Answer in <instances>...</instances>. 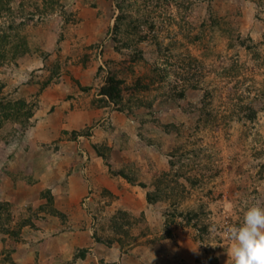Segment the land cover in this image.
I'll use <instances>...</instances> for the list:
<instances>
[{
	"label": "rangeland",
	"instance_id": "rangeland-1",
	"mask_svg": "<svg viewBox=\"0 0 264 264\" xmlns=\"http://www.w3.org/2000/svg\"><path fill=\"white\" fill-rule=\"evenodd\" d=\"M10 8L0 17V39L10 35L3 97L26 100L34 117L26 129L0 127V264H15L9 244L34 239L23 228L41 241L71 238L68 264H232L226 229L264 205V0ZM109 74L123 81L118 105L97 98ZM52 190L72 219L49 204ZM120 211L132 225L120 216L116 232ZM191 212L199 217L188 223Z\"/></svg>",
	"mask_w": 264,
	"mask_h": 264
},
{
	"label": "trees",
	"instance_id": "trees-1",
	"mask_svg": "<svg viewBox=\"0 0 264 264\" xmlns=\"http://www.w3.org/2000/svg\"><path fill=\"white\" fill-rule=\"evenodd\" d=\"M12 1L14 0H0V17L3 14L6 15L7 12L11 10L10 4L12 3ZM9 36L10 35L7 31L1 33L0 59H2L3 56H5L4 52L2 53V48H3L2 44H5L7 42L9 43V38H10ZM242 44L245 45V41H242ZM100 69L101 68H99V70ZM122 84H123V81L120 80L115 75L109 74L105 78L104 85L101 87V90L99 92V95L101 96V99H102L101 101L103 102V104L118 105L122 101L123 99ZM88 89L89 88H86V90ZM3 90H4V86L3 84L0 83V127H2V125H4L6 121H13L15 123H18L25 129L28 128L30 126L31 119L34 117L33 106H30L29 103L23 99L12 100V99L3 97ZM247 109L249 112L248 119L254 120L256 118V111L253 109V107H250ZM97 153L103 156V154H100L101 152L99 150H97ZM117 175H120L121 177L126 179L128 182L133 183L132 179L124 171L117 172ZM163 175H164L163 177L165 178L168 177L167 173H164ZM163 182L164 181L162 180L159 182V184ZM157 191H160V190L157 189ZM155 196L157 195H154L153 197L152 194H148L147 195L148 202L149 203L157 202L159 197L156 198ZM51 199L52 197L50 196L49 204L52 203ZM52 212L56 213L54 210ZM120 216H122L123 219L127 217L125 219L126 225H132L128 214L126 212L120 211L118 212V214L114 215L113 222H112V226L116 230V232H120L123 229L122 223L118 221ZM189 217L190 218H188L187 220L188 223H190L194 219H198L199 215L197 214V212H191L189 214ZM134 221H137V220L134 219ZM205 230L206 228L203 229V232H205ZM84 255H85L84 251H81L79 256L84 257Z\"/></svg>",
	"mask_w": 264,
	"mask_h": 264
},
{
	"label": "crops",
	"instance_id": "crops-1",
	"mask_svg": "<svg viewBox=\"0 0 264 264\" xmlns=\"http://www.w3.org/2000/svg\"><path fill=\"white\" fill-rule=\"evenodd\" d=\"M97 98H101V96L99 95V96H97ZM105 109H107V108L104 107V108L95 109L97 111L94 110L95 111L94 114L97 115L99 112H101ZM65 110H66V107H65ZM61 114H64V113H61ZM65 115L68 116V113ZM42 153H43L42 151H37V152H34V154H32V155L29 154L28 156L30 159H33L35 157L40 158L42 156ZM23 157H25L24 154H23ZM71 157L72 156L70 155V158ZM25 160H27V159L25 158ZM59 170H60V174L64 172V171H62L64 169H61L60 167H59ZM69 191H70V189L68 190V188H67V190H66L67 195H68ZM86 193L87 192H85L83 195H86ZM51 194H52V199H51L52 203H50L51 206L53 205L52 207L54 209L55 208L59 209V211L64 212L65 215L66 214L68 215V213L65 212L63 206L60 205V203L58 202L57 191L52 190ZM81 195L82 194L78 195L79 197H78V199H76L77 202L81 201V197H82ZM22 196H23V198L27 197V196L24 197V195H22ZM22 200H23L22 198L20 200H18L15 197H13L12 199L8 198V201H10L13 204L14 203L15 204H23ZM36 202H39L42 204L43 200L41 201L38 197ZM69 217H67V218L69 219ZM67 218H66V220H67ZM82 218H83L82 213L79 212V214H77L75 216V219L78 221L76 223H79V221H81ZM70 219H72V218L70 217ZM48 220L50 223L52 222V223L57 224V225L60 224V222H57V218H54L53 216L48 217L46 221H48ZM39 223H41V222L39 221ZM27 229L28 228H23L22 231L20 232V236L25 237V234H27V235H30L31 237H33L34 238L33 240L27 241L25 238L24 239L22 238V239H20V241H19L20 243H18V244L14 243V242L9 244L10 248L11 247L13 248L11 256L13 257V261L15 262V264H68L69 262L72 261L73 258H75L76 255H72V253L69 251L70 250L69 243L71 241V238L69 240H65L64 238H61L57 241V238L55 237L56 239L53 238V240L48 238L44 241H41L40 235L29 232ZM80 229H82V231L87 233L86 234L83 232V234H85V236H83V237L85 238V240H87V242H89V237L91 236L90 230L88 228L86 230H83V228H80ZM59 230H60L59 231L60 233L62 232L64 234H69L68 232L72 233V231L66 227H65V229H59ZM84 242H86V241H84ZM30 243L32 244V246L36 245L37 247L32 248L31 246L28 245ZM82 263H83L82 260H79V262L77 261L75 264H82Z\"/></svg>",
	"mask_w": 264,
	"mask_h": 264
},
{
	"label": "clouds",
	"instance_id": "clouds-1",
	"mask_svg": "<svg viewBox=\"0 0 264 264\" xmlns=\"http://www.w3.org/2000/svg\"><path fill=\"white\" fill-rule=\"evenodd\" d=\"M232 264H264V205L252 204L238 226L226 229Z\"/></svg>",
	"mask_w": 264,
	"mask_h": 264
}]
</instances>
